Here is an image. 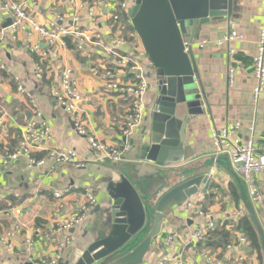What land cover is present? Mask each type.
<instances>
[{
	"label": "crops",
	"instance_id": "0c3cea01",
	"mask_svg": "<svg viewBox=\"0 0 264 264\" xmlns=\"http://www.w3.org/2000/svg\"><path fill=\"white\" fill-rule=\"evenodd\" d=\"M16 1L25 3L27 12L40 24L54 21L65 28L78 25L82 36L79 40L70 39L72 47L67 44L45 48L44 45L48 57L41 60L29 49L39 43L38 37H15L10 27L5 28V23L12 18L0 1V151L5 148L10 152L16 150L22 126L32 117L33 102L52 130L46 148H71L84 166L60 165L47 158L44 166L31 167L25 157L8 162L0 158V264H34L58 255L63 264L68 261L73 264L89 223L97 218L96 208L104 198L107 181L116 179L118 173L137 164V145L145 121L127 138L130 148L117 167L107 159H99L100 154L91 149L88 139L77 134L72 115L55 102L56 85L62 72L71 69L73 86L88 98L83 107V118L89 131L99 140L122 150L126 139L121 128L129 104L105 92L106 73L111 71L122 81H129L132 78L128 73L129 66L122 65V59L129 56L132 61L136 59L143 64L150 60L138 35L129 36L126 46L116 42L112 15L118 14L119 3L130 8V2L134 0ZM98 1H104V5L96 3ZM92 7H95L96 16L90 15ZM263 21L264 0H233L231 17L212 20L193 40V55L207 95L206 113L192 120L187 129L186 147L193 151L189 162L197 166L212 164L217 153L214 135L231 122L241 125L235 136L240 145L252 142L256 156L264 157V94L257 103L253 100V63ZM231 26L244 39L218 44L228 36ZM75 42L81 43V48ZM203 42L206 43L202 45ZM135 46L139 48L137 52ZM230 69L235 70L231 82ZM154 77L155 71L149 70L147 105ZM18 86L23 87L26 94H19ZM46 152H38L35 156L42 159ZM212 169L215 175H211ZM212 169L207 172V185L194 198L203 199L198 204L203 216L189 214L184 205L176 208L143 264H156L167 253L165 242L173 233L179 235L176 251L184 250L190 264H208L201 245L190 239L197 225L208 222L217 226V231L205 244L214 259L221 264H264V172L258 178L261 201L253 204L243 191L241 177L235 171L231 170L234 175L231 173L225 160L217 169ZM161 180V176L150 177L149 189L144 195L158 198L163 189ZM87 189L93 191L97 204L85 221L70 231L72 242L63 249L61 244L66 234L57 229L63 221L81 213ZM66 190L68 193L61 199L54 197L55 192ZM247 202L256 223L249 214ZM241 210L245 217L237 222ZM244 219L255 232L256 248L241 225ZM7 234H10L7 238L9 247L2 242ZM242 236L250 243H239ZM230 245H233L231 249L228 248Z\"/></svg>",
	"mask_w": 264,
	"mask_h": 264
},
{
	"label": "water",
	"instance_id": "95a60500",
	"mask_svg": "<svg viewBox=\"0 0 264 264\" xmlns=\"http://www.w3.org/2000/svg\"><path fill=\"white\" fill-rule=\"evenodd\" d=\"M133 2L128 16L155 71L137 145L139 159L107 181L104 198L96 208L97 218L89 223L73 264H143L174 210L197 197L207 185V172L217 169L223 160L234 171L227 155L213 156L209 167L197 166L189 162L193 151L186 147L189 124L207 111V95L191 44L204 25L231 17L233 0ZM11 25L12 20L5 28ZM185 42L190 43L188 52ZM157 176L162 177L163 189L153 199L144 193L150 177ZM246 204L256 223L251 206Z\"/></svg>",
	"mask_w": 264,
	"mask_h": 264
},
{
	"label": "built area",
	"instance_id": "2783aa9c",
	"mask_svg": "<svg viewBox=\"0 0 264 264\" xmlns=\"http://www.w3.org/2000/svg\"><path fill=\"white\" fill-rule=\"evenodd\" d=\"M4 6L6 12L12 18V25L10 29L15 37L19 35H27L28 37H38L39 43L32 45L29 49L31 53L37 55L39 59L45 60L48 57L47 51L43 49V46L48 44L49 47L67 46L68 40H79L82 36L80 27H63L59 26L56 22L40 24L37 19L27 12V5L16 0H0ZM101 5H104V1H98ZM122 10L128 14V6L125 3L118 4ZM95 7L90 8V15L96 16ZM114 25H117L116 42L117 45L126 46L127 40L123 37V27L120 24L118 14L112 15ZM78 21V19H77ZM129 23L132 24L129 18ZM139 38V37H138ZM244 37L237 33L233 27H230L228 36L223 41L218 42L222 45L225 42L231 43L235 40H243ZM71 40V41H72ZM79 48L81 43L75 42ZM206 42H203L204 45ZM185 52L190 50V43L185 42ZM192 46V44H191ZM139 48L135 46V52ZM233 51H230L232 56ZM122 65H128V73L131 75V79L128 81H122L119 75L108 71L106 73L107 81L105 84V92L107 94H114L118 100L123 99L130 106L127 109L128 113L125 119V123L121 128L122 136L125 137L124 148L118 149L108 142L99 140L94 134H92L83 118V107L88 103V98L82 95L77 88L72 84L73 72L71 69H65L60 75V80L56 85L54 92L55 102L67 112H69L74 121V126L77 134L80 137L88 139L91 149L100 154L99 159H107L114 164L123 162L125 151L130 148L127 138L130 137L134 131L141 126L144 121L146 112L148 110L147 96L149 93L148 85V72L154 70V65L151 61L143 64L142 62L131 57L122 59ZM254 71L253 76L255 79V87L253 89V100L255 103L259 101V98L264 94V21L259 33L257 41V51L254 57ZM127 73V74H128ZM235 70L230 69L229 79L230 82L234 77ZM18 93L26 94V90L18 86ZM32 117L22 126V136L18 143V146L14 152H10L7 148L0 151V158L5 161L17 160L20 157H25L29 166H44L46 159L51 158L57 164L60 165H72L76 168H82L83 162L79 159L75 150L68 148H46V143L51 137V127L49 123L43 117V114L37 109V106L31 102ZM241 125L239 122H231L224 129L217 131L214 135V143L217 149L216 156L227 155L231 162V165L236 173L241 177L244 182L249 198L253 204H258L261 201L260 188L258 184V178L261 173L264 172V157H257L253 147V143L249 142L246 145H240L239 140L235 138ZM46 152V157L37 159L35 154L38 152ZM214 169L211 170V175H215ZM66 191H58L54 193L56 199H61ZM86 202L80 210V214L69 217L63 221L59 227L58 232L65 233L64 242L61 244V248H66L72 242L70 231L83 223L92 208L97 204V199L91 189L86 190ZM196 198V197H195ZM203 199H192L184 204V209L189 214L203 216V211L198 205ZM245 217L243 210L238 212L237 222ZM217 231V226L213 222L197 225L194 231L190 235V239L197 245H201L203 258L208 264H221L219 260L214 259L211 252L205 247L206 241ZM10 234L2 238L4 245L9 247L7 239ZM179 235L176 233L171 234L165 242L167 253L159 258L156 264H190L189 258L186 256L185 251L178 252L175 247L178 246ZM239 243L249 244V240L242 236L239 239ZM233 245L228 246L231 249ZM34 264H63L62 257L56 256L51 260H42L35 262Z\"/></svg>",
	"mask_w": 264,
	"mask_h": 264
},
{
	"label": "trees",
	"instance_id": "16d2710c",
	"mask_svg": "<svg viewBox=\"0 0 264 264\" xmlns=\"http://www.w3.org/2000/svg\"><path fill=\"white\" fill-rule=\"evenodd\" d=\"M118 16H119V19H120L119 20L120 24L123 27V37H124L125 40L128 41L129 40V36H131L133 34L137 35V33L134 30L132 24L129 23L128 15L126 14V12L124 10L120 9V7L118 8ZM113 28H114V31H115V34H116L117 33V25H114ZM67 42H68L69 47H72L71 43H70L72 41L68 40ZM37 61H38V59H37ZM129 106L130 105H128V108H129ZM244 220L241 222V225L243 226L244 231L247 232L249 238L252 240L253 246L256 248L257 247V242H256V238H255L256 237L255 232L253 231V228L249 225L248 221H246V220L244 221Z\"/></svg>",
	"mask_w": 264,
	"mask_h": 264
},
{
	"label": "rangeland",
	"instance_id": "374dc122",
	"mask_svg": "<svg viewBox=\"0 0 264 264\" xmlns=\"http://www.w3.org/2000/svg\"><path fill=\"white\" fill-rule=\"evenodd\" d=\"M131 5H133V1H132V2H130V6H131Z\"/></svg>",
	"mask_w": 264,
	"mask_h": 264
}]
</instances>
